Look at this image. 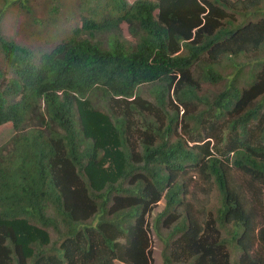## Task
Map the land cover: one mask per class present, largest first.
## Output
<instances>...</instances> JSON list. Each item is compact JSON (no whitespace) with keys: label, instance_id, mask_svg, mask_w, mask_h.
Listing matches in <instances>:
<instances>
[{"label":"trees","instance_id":"1","mask_svg":"<svg viewBox=\"0 0 264 264\" xmlns=\"http://www.w3.org/2000/svg\"><path fill=\"white\" fill-rule=\"evenodd\" d=\"M1 1L0 264H264V0Z\"/></svg>","mask_w":264,"mask_h":264},{"label":"rangeland","instance_id":"2","mask_svg":"<svg viewBox=\"0 0 264 264\" xmlns=\"http://www.w3.org/2000/svg\"><path fill=\"white\" fill-rule=\"evenodd\" d=\"M33 3L35 6L36 5L41 6L42 11H40V12H42V13H44L48 10L49 0L48 1L47 0H34ZM2 5H3L2 1L0 0V8L2 7ZM64 17H66L65 13H63V15H62V19ZM68 22H70V21H68ZM75 22H77V21H75ZM121 28H122L123 35L125 37L129 38L128 33H127V27L123 24L121 26ZM1 30L7 37H10L12 40H14L17 43H22L24 45L27 44L30 47V49L36 48L37 50H40V49L44 50V49L48 48V45H47L48 39L45 38L47 36H43V35H40L38 33H35L34 32L35 30L32 28V26H29V22H27L25 15L23 13H21L20 11H18L16 8L7 9V12L5 13V15L2 18ZM220 63L222 64L220 66L221 69L225 67V69L222 70L223 74H226V73L229 74L230 72L232 73L233 68L229 64V61H225L224 59H221ZM246 63H251V62L249 61ZM246 70H247V68H246ZM200 71H201L200 68H198V67L195 68V77H197V75H199ZM222 87H223L222 84L218 85V86H212L209 84H201L200 85L201 90H199L198 92L200 95H204V94L207 95L209 93L215 94V92L220 90ZM142 91H143L142 96L145 99L152 100L151 96L149 95L150 87L146 86L143 88ZM211 98H212V96H211ZM180 110H181V108H180ZM180 114H182V110L180 111ZM12 135H13V129L11 128V126L9 124L0 126V144L7 141ZM212 143L215 144V140H213ZM214 196H215V192L213 193V195L210 198L211 199V203H210L211 209L215 208V206H216V199H214ZM164 206H165V201H164V199H162L158 203V205L154 208L151 217L148 218L149 224L153 223L155 217L164 209ZM174 225H175V222L171 225L162 226L161 227V234L167 235L171 231V229ZM150 232L151 233L149 236L151 239V250H152L153 264H163V261H162L163 260L162 259L163 243L158 238V236L156 235L154 230H152V231L150 230ZM50 235H51V238L56 237V235L52 232ZM231 252H234V251L231 250ZM236 260L232 256L230 259L231 264H234L236 262Z\"/></svg>","mask_w":264,"mask_h":264}]
</instances>
